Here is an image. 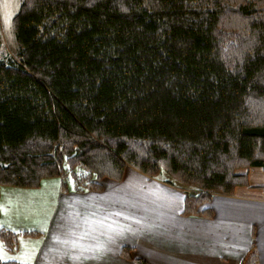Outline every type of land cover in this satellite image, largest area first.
<instances>
[{
    "label": "trees",
    "instance_id": "trees-1",
    "mask_svg": "<svg viewBox=\"0 0 264 264\" xmlns=\"http://www.w3.org/2000/svg\"><path fill=\"white\" fill-rule=\"evenodd\" d=\"M11 24L0 188L100 191L129 166L209 217L215 194L247 184L238 170L264 172V0H22Z\"/></svg>",
    "mask_w": 264,
    "mask_h": 264
},
{
    "label": "crops",
    "instance_id": "crops-1",
    "mask_svg": "<svg viewBox=\"0 0 264 264\" xmlns=\"http://www.w3.org/2000/svg\"><path fill=\"white\" fill-rule=\"evenodd\" d=\"M244 173L245 186L212 197L209 217L182 215L183 188L129 166L118 182L102 179L100 191L63 192L58 178L35 189L2 187L0 230L15 234L16 243L11 251L2 245L9 256L0 260L240 264L251 250L264 264V172Z\"/></svg>",
    "mask_w": 264,
    "mask_h": 264
},
{
    "label": "rangeland",
    "instance_id": "rangeland-1",
    "mask_svg": "<svg viewBox=\"0 0 264 264\" xmlns=\"http://www.w3.org/2000/svg\"><path fill=\"white\" fill-rule=\"evenodd\" d=\"M21 2L22 0H0V58H4L5 56H10L14 58L15 53L17 52L18 46L14 39L11 21L13 16L17 12ZM245 171L247 170L243 169L238 170L237 172L239 174H243ZM163 177L164 175H160L157 178H161L163 180ZM66 182L69 186H71L70 178H67ZM176 185L180 186L181 188H185L182 185H179L178 183H176ZM44 209H46V205L44 206ZM0 246V258H8L9 254H6V252L3 251L4 249H2L3 247L1 242Z\"/></svg>",
    "mask_w": 264,
    "mask_h": 264
}]
</instances>
